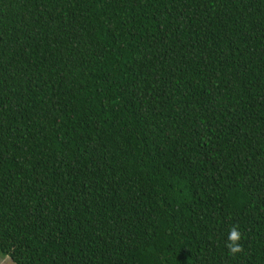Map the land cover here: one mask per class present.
I'll use <instances>...</instances> for the list:
<instances>
[{
  "label": "trees",
  "instance_id": "obj_1",
  "mask_svg": "<svg viewBox=\"0 0 264 264\" xmlns=\"http://www.w3.org/2000/svg\"><path fill=\"white\" fill-rule=\"evenodd\" d=\"M0 254L264 264V0H0Z\"/></svg>",
  "mask_w": 264,
  "mask_h": 264
},
{
  "label": "clouds",
  "instance_id": "obj_2",
  "mask_svg": "<svg viewBox=\"0 0 264 264\" xmlns=\"http://www.w3.org/2000/svg\"><path fill=\"white\" fill-rule=\"evenodd\" d=\"M242 233L239 230L238 225H234L229 230V235L227 238V243L225 247L229 250L230 255H236L243 252V245L240 243L242 239ZM5 259L7 260L8 257L6 256Z\"/></svg>",
  "mask_w": 264,
  "mask_h": 264
},
{
  "label": "rangeland",
  "instance_id": "obj_3",
  "mask_svg": "<svg viewBox=\"0 0 264 264\" xmlns=\"http://www.w3.org/2000/svg\"><path fill=\"white\" fill-rule=\"evenodd\" d=\"M6 256L0 254V264H16L9 256H7L8 259L6 260Z\"/></svg>",
  "mask_w": 264,
  "mask_h": 264
}]
</instances>
